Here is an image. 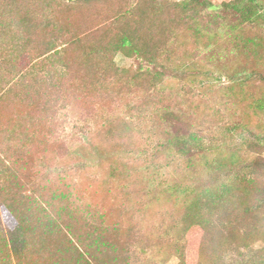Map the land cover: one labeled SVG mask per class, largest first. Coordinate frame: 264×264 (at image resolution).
Instances as JSON below:
<instances>
[{"label": "rangeland", "instance_id": "obj_1", "mask_svg": "<svg viewBox=\"0 0 264 264\" xmlns=\"http://www.w3.org/2000/svg\"><path fill=\"white\" fill-rule=\"evenodd\" d=\"M15 1L24 15L0 16V264H264V0L63 1L44 26L40 0ZM52 24L68 37L31 62ZM126 31L154 65L107 52Z\"/></svg>", "mask_w": 264, "mask_h": 264}, {"label": "trees", "instance_id": "obj_2", "mask_svg": "<svg viewBox=\"0 0 264 264\" xmlns=\"http://www.w3.org/2000/svg\"><path fill=\"white\" fill-rule=\"evenodd\" d=\"M63 1H67L70 3H76V2H86V3H90V0H40L39 6L43 7V17H44V24L43 26L48 22L49 20V16H48V9L53 7L52 4L58 2V3H63ZM246 0H230L227 3H223L222 6H225V8L227 9H233L235 11H240V12H246V9L249 6L244 7V2ZM253 1V0H251ZM17 2L15 0H11L7 6L6 12H2L0 14V16H4L6 14L7 19L9 17V13L12 12L14 17L16 18L19 17V15H24V13H20L19 11H17L16 13V9L15 6ZM185 7H192V9L195 8H200V6L202 8H205L206 6L208 7H213V5H211V3L208 2V0H185L184 3ZM12 8V9H11ZM17 21L19 20V23H25L26 21H28L25 18H19L16 19ZM24 29H28L30 27H33V25L30 24V22L28 21V25L23 24L22 25ZM50 26V25H48ZM54 33L52 34V39L50 41H48V43H46V49H44L43 51H39V53H37L35 55V57H30V61L32 62L33 60H37L39 58H41L39 61L40 63H45V61H47L53 54V51L55 50L56 52L57 47L61 44L64 43V40L68 37V32L66 30H63L60 27H56V25L52 24ZM29 30V29H28ZM139 38L138 35L136 34V32L134 31H126L123 35L119 36V39L117 40L116 43H114V45L108 49L107 52L110 53H125L126 55L130 56V52L136 56V58H141L142 60H146L149 65H154L156 58V55L153 56H149L150 54H148L147 52H144L143 48L139 45ZM27 41L29 42V39H27ZM30 43V42H29ZM155 51V50H154ZM14 53H17L15 51H13ZM55 52V53H56ZM61 54L60 52L58 54H54V55H59ZM109 54V53H106ZM17 55V54H14ZM57 62L61 63V60H56ZM37 61H35L36 64ZM113 65H114V60L112 61ZM14 173V169L12 168V166L10 165H3V169L0 170V179H7L10 178L11 176H13ZM5 208L7 209L8 213H11L15 219L18 221V224L23 225L25 222L23 221V217L18 218L17 216H15V208L12 205H6ZM3 234L0 232V239L3 238ZM19 236H17V234L13 235L10 233V241L12 242V244H16L17 242H19ZM23 236H21V240H22ZM17 248V246H15V249ZM17 252V251H16Z\"/></svg>", "mask_w": 264, "mask_h": 264}]
</instances>
